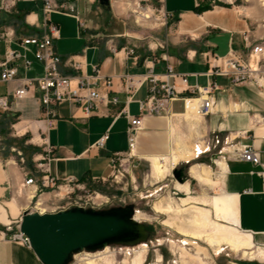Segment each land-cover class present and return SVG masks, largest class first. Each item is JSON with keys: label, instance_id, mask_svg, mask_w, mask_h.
Wrapping results in <instances>:
<instances>
[{"label": "crops", "instance_id": "crops-1", "mask_svg": "<svg viewBox=\"0 0 264 264\" xmlns=\"http://www.w3.org/2000/svg\"><path fill=\"white\" fill-rule=\"evenodd\" d=\"M215 1L165 0L159 4L156 0H110V10L104 11L98 0H77L76 10L84 26L79 28L76 22L73 34H63L55 23V18L73 19L72 16L50 15V22L59 29V38L53 42L57 54L63 58L83 54V73L91 74V67L96 66L103 75L114 76L110 96L117 97L119 103L108 109L101 107L98 116L89 118H83L80 111L71 105L59 106L54 127L46 134L54 151L51 164L54 177L59 180L72 178L81 184L94 186L101 179L110 177L111 158L116 153L125 156L128 152L126 116L138 115V104L134 101L144 99L150 87L146 83L133 101L127 104V95L117 76H143L151 69L153 74L162 78L166 65H169L175 74L187 76L186 86L205 87L209 80L204 75L208 71V58L211 55L227 57L231 53L247 62L250 46L264 43V17H260L254 8L245 12L234 7L214 6ZM139 2L155 17L159 8L167 15L166 26H158L153 36L142 37L139 33L131 32L127 26V20L133 17L134 4ZM33 8H36L35 11H32ZM41 9L40 3L19 4L17 14L10 16L20 20L16 28L18 34L37 31L36 27L28 28L25 19L40 26L44 19ZM135 20H132L133 23L139 26ZM112 40L118 48H133L134 56L127 57L124 51L111 54L106 41ZM2 54L3 47L0 48V56ZM41 73L42 65L36 61L27 72L19 71V80L35 78ZM63 73L77 75L69 69ZM213 80L222 90L212 96L214 108L211 116L204 119V128L200 124L203 118L183 119V102L175 100L169 105L167 114L143 118L142 128L136 134L134 153L139 160L148 163L151 157L167 156L177 150V144L181 148H188V151L196 145L205 149L203 144L211 141L215 133L221 140L228 138L236 148L251 146L264 163V88L232 86L222 77ZM167 82L178 91L183 89L177 77L169 78ZM20 86L21 81L0 83V96L12 93ZM38 96V91H32L29 98L12 105L17 111V118L13 122L0 112V141L7 152L0 154V264H40L30 247L11 241V234L5 233L4 229L19 223L23 212L33 204L30 191L34 188L21 187L25 176L34 177L30 159L41 151L39 133L40 129L45 128V121L37 103ZM180 96L189 94L182 93ZM123 108H126L127 115L116 116ZM8 129L12 131L10 137L6 133ZM105 135H108V139L103 147L95 149L93 146ZM11 137L21 142L28 141L29 155L25 168L18 165L15 154L9 150L14 143ZM222 147L223 157L215 161L224 163V169H217V173L213 174L216 183L213 192L214 195L224 192L233 199V209L228 200L223 199L227 209L225 222L239 233L249 236L255 248L264 250V183L257 175L259 167L241 160L227 146L222 145L219 149ZM192 159L179 160L177 165L180 162L191 163ZM149 165L153 173L151 163ZM195 165L199 164H189V172ZM41 200H44L43 197ZM233 254L249 262L247 264L255 260L264 264V258L260 256L250 258L244 256L243 252ZM150 264L161 263L153 261Z\"/></svg>", "mask_w": 264, "mask_h": 264}, {"label": "built area", "instance_id": "built-area-1", "mask_svg": "<svg viewBox=\"0 0 264 264\" xmlns=\"http://www.w3.org/2000/svg\"><path fill=\"white\" fill-rule=\"evenodd\" d=\"M156 1L162 4L165 0ZM76 2L77 0H0V48L3 47V54L0 56V83L7 84L12 81H21V86L14 92L0 96V112L14 121L17 118V111L12 105L29 98L32 91H38L37 103L41 107L42 120L45 121V128L40 129L39 133L41 151L33 154L30 159L34 177L25 176L21 187V189L34 188V190L30 191L33 197L32 212L40 215L57 213L62 208L79 207L87 209L88 207L100 209L109 202V199L104 195L90 190V186L87 183L81 184L72 178L59 180L52 175L51 164L54 161V151L47 141L46 134L54 127L59 106L63 104L71 105L80 111L83 118H89L98 116L101 107L108 109L119 104L117 97L110 96L113 89L114 76L103 75L96 66L91 67V74L83 73V54L63 58L55 51L53 42L59 38V29L50 22L49 17L51 14L70 15L76 20L78 27L83 28L84 22L77 13ZM35 3L41 4L42 14L44 15L43 22L40 26H37L34 22H28L25 19L26 26L28 28L36 27L37 31L35 33L18 34L17 23L10 21L9 17L12 14H17L19 4ZM131 14L136 19L135 23L141 27L142 23L148 22L165 26L167 21V15L161 8L158 9V16L155 17L140 2L134 4V10H132ZM137 17L140 18L139 23ZM106 42L111 54L124 51L127 57L134 56L133 48H118L113 40ZM247 53V62L241 61L240 58L234 57L231 53L227 57L211 55L208 58V71L204 75L209 80L205 87L197 85L186 86L187 76L175 74L169 65H166V73L162 78L153 74L151 69L143 76L131 74L117 76V80L127 95V104L133 101L134 96L144 88L146 83L149 84L150 88L144 99L134 101L138 104V115L126 116L128 118L126 130L128 152L125 156L116 153L111 158L112 173L109 178L101 179L99 183L110 182L117 184L123 180L122 178H124L125 174L127 175L128 172L137 167V165L133 164V160L139 161V159L133 155V152L136 149V134L142 128V120L145 116L160 117V115L167 114L169 105L179 99L183 102L184 112L187 110L188 104L192 101H198L196 113L206 119L213 112L214 102L212 96L222 90L214 82L213 79L215 78H225L232 86L248 85L262 88L261 82L264 81V43L252 44ZM36 61L42 65L41 75L35 78L24 77L19 80V71L27 72L33 62ZM67 69L77 75L64 74L63 71ZM194 76L197 77L198 75ZM174 77L180 80L183 86L182 90L178 91L174 86L168 84L167 80ZM182 93H188L189 96H180ZM121 115H127L126 108L116 114V116ZM262 123L264 125V117L262 118ZM107 139L108 135L103 136L93 147L100 150ZM25 143H28V141ZM222 145L229 147L241 160L253 166H258L257 175L260 176L264 183V163L261 162L254 149L249 145L236 148L228 138L221 140L215 133L211 141L203 144L205 146L204 150H198V147H196V153L192 161L206 155L211 149L214 152L213 158L222 159L224 148L219 149ZM9 150L15 154L18 165L25 168L28 162L23 153L15 147H11ZM215 159L212 160L214 165ZM184 163L186 165L190 164L189 162ZM24 174H27L26 170ZM45 193H51L54 199L58 198L59 200L56 203L44 200L41 201L40 206H37L39 204L38 201ZM4 229L5 233L11 234V241H16L25 247H29L28 238L19 232L18 223L14 227L8 225ZM142 244L146 245L147 248L146 243ZM107 248L114 257L115 255H120V253L123 255L121 247L116 249L108 246ZM102 251L75 254L70 264L86 262L87 256L95 255ZM173 264L175 263L173 262Z\"/></svg>", "mask_w": 264, "mask_h": 264}, {"label": "rangeland", "instance_id": "rangeland-1", "mask_svg": "<svg viewBox=\"0 0 264 264\" xmlns=\"http://www.w3.org/2000/svg\"><path fill=\"white\" fill-rule=\"evenodd\" d=\"M212 5L214 6H222L225 8H237L242 11L249 12L251 8H254V11H257L260 17H264V0H216ZM32 9V8H31ZM36 9V8H35ZM33 8L32 11H35ZM56 24L63 34H73L74 26L76 25V20L73 18H55ZM134 18L131 16L128 21V28L131 32L139 33L142 37L151 35L153 36L155 33L154 30L157 29L159 24L155 25L153 22L143 23L142 27L135 26L133 23ZM166 26V25H165ZM264 66V61H263ZM259 89V88H258ZM261 91V89L259 90ZM209 118V117H208ZM13 122V121H12ZM200 124L204 128L205 121L202 119ZM202 126H200L202 128ZM8 137L12 134V131L8 129L6 132ZM212 136L210 135V138ZM11 140L14 141L11 144L16 149L20 150L23 153L25 159L29 155L28 152V143L21 142L19 140H15L11 137ZM6 149L3 143L0 141V154H6ZM10 153V152H9ZM213 149L206 155L200 157L197 160H193L192 163H197L199 166L204 165L211 171V181L213 186H205L202 183H199L194 177L189 173V165H186L184 162L180 163L177 168H183V174L185 181L182 186L187 185L188 192L182 188L181 184H178L177 181L172 177V172L169 169L170 164L166 163L165 170L162 174L161 178H156L151 172V168L149 163H145V161H136L133 160V164L137 165L136 168L132 169V171L128 172V174L124 175L123 180L119 183H110V182H101L95 184L94 186H90V190L96 192L100 195H104L109 199L108 204L103 206L102 208H95V210L109 209V208H118L124 207L127 205H133V209L135 210V215H138V222L145 225L146 230L149 233V240L146 242L147 248L144 253H142V262L141 264H150L153 261L160 262L161 264H180L181 260H185L187 264H198V262L193 261L188 255L182 254L179 246L181 245V241L184 239L180 234L178 235L179 228H184L187 231H191L192 227L185 225L181 222L180 218L173 214H158L155 213L152 209V206L157 201H162L163 199L170 198L172 204L174 206L180 205L181 199H188L184 208H186L183 213V217L187 220L193 219L196 214L195 211L197 208H203L211 212V221L227 224L223 222L220 217H217L214 214L213 207L211 202L215 199H219V195H214L213 187L216 186L214 179V172L217 173V169L213 164L215 158H213ZM217 160V159H215ZM169 164V165H168ZM175 168V169H177ZM122 170V168H120ZM169 172V173H168ZM193 179H192V178ZM219 178V177H218ZM159 182V183H158ZM161 189V190H160ZM188 193V194H187ZM190 195V196H189ZM214 195V196H212ZM209 196H211L209 198ZM45 201H50L56 203L59 199H54L53 194H48L42 196ZM209 198V199H208ZM203 204V205H202ZM193 205V206H192ZM206 205V206H204ZM208 206V207H207ZM65 207V206H63ZM88 208V207H87ZM71 208H62L60 210H67ZM28 211L33 210V206L27 209ZM225 210H227L225 208ZM137 213V214H136ZM134 215V216H135ZM141 217V218H140ZM215 219H214V218ZM221 221H220V220ZM178 227V229H177ZM189 240V239H188ZM189 245H183V247L187 249V252L191 255H195L197 248L200 246L203 248L202 257L205 258L206 264H247L249 262L243 261L242 257L239 255H235L226 249H224L220 254H216L213 252L212 248H209L205 243L200 240H189ZM194 243V244H193ZM158 244H160L158 246ZM197 245V246H196ZM113 248L123 249L121 255H115L111 253V257L107 256L106 253L109 249L106 247L104 251V255L99 256L101 259L98 264H129V262L134 258V254L132 255L133 249L126 248L125 246H111ZM119 247V248H118ZM138 246H136L137 248ZM125 248V249H124ZM110 253V252H109ZM100 254V253H99ZM133 257V258H132ZM186 258V259H185ZM209 258V259H208ZM250 264H259L258 260L250 262Z\"/></svg>", "mask_w": 264, "mask_h": 264}, {"label": "water", "instance_id": "water-1", "mask_svg": "<svg viewBox=\"0 0 264 264\" xmlns=\"http://www.w3.org/2000/svg\"><path fill=\"white\" fill-rule=\"evenodd\" d=\"M98 4L104 11L110 10V0H98ZM171 174L177 183L185 181L183 169ZM134 213L133 205L102 210L72 207L41 215L26 210L18 228L40 264H70L73 255L81 252L146 243L149 233L134 219Z\"/></svg>", "mask_w": 264, "mask_h": 264}, {"label": "bare ground", "instance_id": "bare-ground-1", "mask_svg": "<svg viewBox=\"0 0 264 264\" xmlns=\"http://www.w3.org/2000/svg\"><path fill=\"white\" fill-rule=\"evenodd\" d=\"M134 10V9H133ZM137 21L140 22V18L137 17ZM262 83V88H264V81ZM198 101H192L187 106V110L182 115L183 119L185 120H191L194 118H202L197 115L196 113V105ZM176 147V146H175ZM196 147H198V150H204V147L200 146H192L191 151L187 150L186 148H181L177 144V150L171 151V153L167 156H162V158L157 157H151L148 161V163H151L153 175L156 178H161L162 174L165 170L166 163L170 164V170L177 165V161H189L192 159V157L195 156ZM135 151L133 152V155L135 156ZM224 162V161H223ZM168 164V165H169ZM216 167L219 171H223L224 169V163L222 162H215ZM169 173V172H168ZM191 176L194 177L199 183L204 184L205 186H213V183L211 181V171L209 168L204 166L195 165L193 168L190 169ZM159 183V182H158ZM179 183V182H178ZM183 184V183H180ZM186 192H188V186L184 185L182 186ZM219 190V189H218ZM222 191V190H221ZM189 193V192H188ZM187 193V194H188ZM220 194V193H219ZM190 196V195H189ZM219 199H215L211 202V205L214 210V214L217 217H220L223 222L227 220V213L225 210V201H223L224 198H226L229 202V206L233 209V199L230 195L222 192L219 195ZM44 201V200H41ZM41 201H39L37 206L41 205ZM188 199H181L179 206H174L172 204L171 199H163L162 201H157L153 204L152 209L155 213L164 215V214H173L180 218L181 222L185 225H188L192 227L191 231H187L184 228H179L178 235L180 234L184 239L181 241V245L179 246V249L181 250L182 254L188 255L193 261L198 262V264H206L205 258L202 256L203 248L200 246L197 248L196 254L191 255L187 252L186 247L184 248L183 245H189V240H200L203 243H205L209 248L213 249V252L216 254H220L224 249H229L231 252L241 253L243 252L244 256H249L250 258L253 257H263L264 258V250L259 247H254V244H252L251 239L249 236L239 233L238 230L235 228L227 225V224H220L211 221V212L201 208H197L195 211V215L193 219L187 220L183 217V213L185 212L186 208L184 206L186 205ZM203 205V204H202ZM193 206V205H192ZM206 206V205H204ZM208 207V206H207ZM231 209V210H232ZM137 214V213H136ZM230 214V212H229ZM135 215V214H134ZM141 218V217H140ZM214 218V217H213ZM135 220H138V215L134 216ZM215 219V218H214ZM220 220V219H219ZM221 221V220H220ZM178 229V227H177ZM189 239V240H188ZM194 244V243H193ZM197 246V245H196ZM133 249V248H129ZM106 251V250H105ZM104 251V252H105ZM146 251V245L140 244L138 247L134 248L132 255L134 254V258L129 262V264H141L142 262V253ZM103 252V251H102ZM109 253V251H107ZM107 256L111 257L110 253ZM104 255V253L95 254V255H89L87 256V261L82 262L80 264H98L101 260L99 256ZM186 259V258H185ZM209 259V258H208ZM157 262V261H156ZM161 263V260L160 262ZM179 264V263H178ZM180 264H187V262L183 259L180 261Z\"/></svg>", "mask_w": 264, "mask_h": 264}, {"label": "trees", "instance_id": "trees-1", "mask_svg": "<svg viewBox=\"0 0 264 264\" xmlns=\"http://www.w3.org/2000/svg\"><path fill=\"white\" fill-rule=\"evenodd\" d=\"M9 20L16 22V23L19 21V24H20V20H17L14 16L10 17Z\"/></svg>", "mask_w": 264, "mask_h": 264}, {"label": "flooded vegetation", "instance_id": "flooded-vegetation-1", "mask_svg": "<svg viewBox=\"0 0 264 264\" xmlns=\"http://www.w3.org/2000/svg\"><path fill=\"white\" fill-rule=\"evenodd\" d=\"M177 169H179V168H177ZM181 169H183V168H181ZM184 173V172H183ZM178 184H180V183H178ZM161 190V189H160Z\"/></svg>", "mask_w": 264, "mask_h": 264}]
</instances>
